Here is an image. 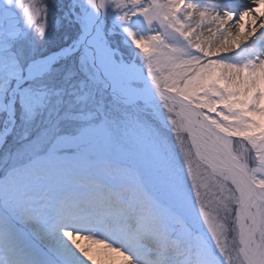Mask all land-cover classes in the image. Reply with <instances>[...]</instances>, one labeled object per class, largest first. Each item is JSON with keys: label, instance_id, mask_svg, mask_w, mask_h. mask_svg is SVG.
<instances>
[{"label": "snow or ice", "instance_id": "6c2138e0", "mask_svg": "<svg viewBox=\"0 0 264 264\" xmlns=\"http://www.w3.org/2000/svg\"><path fill=\"white\" fill-rule=\"evenodd\" d=\"M0 264H264V0H0Z\"/></svg>", "mask_w": 264, "mask_h": 264}]
</instances>
